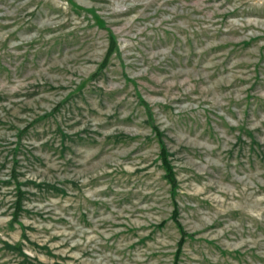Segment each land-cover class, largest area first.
I'll use <instances>...</instances> for the list:
<instances>
[{"label":"rangeland","instance_id":"rangeland-1","mask_svg":"<svg viewBox=\"0 0 264 264\" xmlns=\"http://www.w3.org/2000/svg\"><path fill=\"white\" fill-rule=\"evenodd\" d=\"M0 264H264V0H0Z\"/></svg>","mask_w":264,"mask_h":264},{"label":"trees","instance_id":"trees-1","mask_svg":"<svg viewBox=\"0 0 264 264\" xmlns=\"http://www.w3.org/2000/svg\"><path fill=\"white\" fill-rule=\"evenodd\" d=\"M163 164H164V166L166 168V171H167V178L171 182V184H173L174 183L173 182V174L170 171L169 165H168V163L165 160L163 161Z\"/></svg>","mask_w":264,"mask_h":264}]
</instances>
